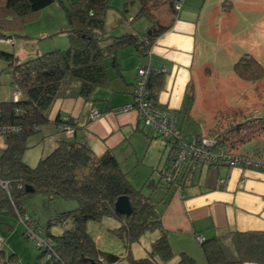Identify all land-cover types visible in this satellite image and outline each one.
Returning <instances> with one entry per match:
<instances>
[{
  "label": "trees",
  "instance_id": "trees-1",
  "mask_svg": "<svg viewBox=\"0 0 264 264\" xmlns=\"http://www.w3.org/2000/svg\"><path fill=\"white\" fill-rule=\"evenodd\" d=\"M54 1L5 0L0 5V40L8 38L1 31L3 24L10 26L30 19ZM122 1L124 10L129 4H136V16H145L151 22L145 34L141 35L146 37L145 41L137 44L140 35L130 33L119 37L106 35L105 14L109 0H72L69 5H63L67 21V27L63 30L67 32L70 41L67 49L46 52L23 62L18 61L13 52L0 50V58L7 61V68L12 74L11 87L15 83L22 94L18 101L10 97L0 101V126L19 127L18 131L2 136L0 180L6 181L7 187L0 185V212L6 210L16 216L17 213L25 215L24 197L38 190L77 201L74 209L57 213L49 222L54 224L53 221L66 219L68 226L62 233L53 235L48 230L43 231V234L53 238L57 254L55 258H46L44 264H112L121 259L120 255L99 249L87 231L88 222H99L105 217H113L118 221V226L109 231L122 240L127 249L147 230L157 229L161 233L151 243L147 257L133 258L127 252L126 264H156V258L168 262L175 255L162 228L157 203L131 185L110 151L96 156L84 143L61 139L34 166L23 160V153L28 147L26 140L49 122L48 112L56 99H88L95 87L107 81L104 58L111 57L114 61V54L128 44L148 50L159 34L170 27L171 22L161 24L153 20L152 9L166 4L172 15L177 11L174 7L176 0ZM233 71L245 81L256 82L264 78V66L248 53L234 63ZM162 83L161 73H151L147 88L149 98L154 103H157L155 97ZM225 110L231 113L229 116L241 114L237 108L229 107ZM63 122L73 124L68 119L56 120L57 125ZM256 122L259 126L256 129L264 131L262 117L236 123V127L228 128L223 133L209 132L216 136L219 146L235 152L232 151L235 144L229 146L230 139L237 145L250 142V137L242 136L241 132H252ZM252 136L251 142L254 140ZM238 154L264 158V146L251 148V154ZM185 168L184 164L172 184L181 179L180 172ZM27 185L32 186L34 191L27 192ZM121 195H127L131 201L133 209L129 215L120 214L114 209V202ZM199 244L206 264H241L243 261L264 264V231L234 230L207 238ZM178 254L179 260L174 264H196L195 259L187 253L182 251ZM43 255L44 252L40 250V256Z\"/></svg>",
  "mask_w": 264,
  "mask_h": 264
},
{
  "label": "crops",
  "instance_id": "crops-1",
  "mask_svg": "<svg viewBox=\"0 0 264 264\" xmlns=\"http://www.w3.org/2000/svg\"><path fill=\"white\" fill-rule=\"evenodd\" d=\"M246 3H251V0H182L181 6L173 15L167 7L168 22H171V25L159 34L148 50H141L134 44L120 48L114 54V61L111 57H106L109 58L107 66L103 60L107 81L95 87L88 99L61 98L53 102L48 112L49 122L42 125L38 131L43 139L47 138L46 142L42 140L43 145L46 143L47 146L42 152L47 150L49 153L58 140H74L86 144L96 156L110 151L122 168L120 153L124 156L130 152L128 149L136 150L140 144L151 145L150 142L159 138V135L153 128L146 127L135 111L113 112L114 108L132 102L133 86L140 67L151 68L153 75L162 74L163 83L156 93L155 100L158 105L176 111L177 127L183 136L185 117L190 119L203 114L205 98L204 94H199L201 91L198 88L200 85L198 71L204 65H200L197 54L201 22L212 21L218 15L223 18L226 13L231 12L234 5ZM134 19L133 15L129 14L128 21L133 23ZM134 24L137 29L132 30L130 34L141 36L148 30L142 32V22ZM136 43L138 44V41ZM192 100L194 104H191ZM91 108L99 112L96 118L89 117ZM57 119L74 122V132L71 136L59 131ZM198 126V129H191V137L188 140L193 135H203L210 131V127L206 129L202 121ZM162 147L166 157L161 166L171 158V147L168 150L167 146ZM145 158L143 155L142 161ZM185 165L187 169L181 170V179L177 183L161 184L162 193L157 200L162 228L171 247L175 248L174 246L178 245L176 252H188L184 248H188L186 245L193 243L192 241H198L197 236L205 240L234 230L264 231V170L241 165L210 167L191 162ZM0 213L11 214L6 210ZM25 213L41 226L28 211L25 210ZM102 221L104 218L99 223ZM91 223L98 224L88 222V232ZM0 224L10 232L5 236L0 231L4 238L0 248V264H6V260L19 264L21 261L19 251L14 246L16 242L26 239L23 231L20 235L17 228L11 232L13 228L6 221L0 220ZM118 224L116 220L113 227H95L96 235L89 232L99 249L105 250L104 246L107 245L115 246L117 249L125 247L122 240L117 237V244L114 243L115 240L106 238V235L113 236L109 230ZM45 230L52 234L48 227L43 229ZM158 233L161 234L159 230ZM34 252L31 256L36 264H44L45 260L41 261L40 253ZM122 254L125 257L127 255L120 253V256ZM120 261L119 264H126L120 259L112 264H118Z\"/></svg>",
  "mask_w": 264,
  "mask_h": 264
},
{
  "label": "rangeland",
  "instance_id": "rangeland-1",
  "mask_svg": "<svg viewBox=\"0 0 264 264\" xmlns=\"http://www.w3.org/2000/svg\"><path fill=\"white\" fill-rule=\"evenodd\" d=\"M4 1L0 0V5H3ZM71 1L55 0L30 19L16 24L12 23L10 26L5 25L6 23L3 24L1 31L12 42L0 41V50L13 52L18 57V61L23 62L46 52L67 49L70 46V41L67 32L63 30L67 27L63 5H69ZM136 12V4H129L124 10L122 0H109V7L105 14L106 35L119 37L126 32L131 33L132 30L137 29L134 22L136 24L142 22L141 29L142 32H145L150 27L151 22L145 16H136ZM152 12L153 20L157 19L161 24L168 23L169 13L166 4L152 9ZM129 14L135 18L133 23L128 21ZM198 37L200 40L197 51L198 59L200 65H204L198 71V80L200 81L198 88L201 91L199 94H204L205 99L202 106L203 114L200 117H189L190 119L185 117L186 122L183 125L184 133L182 136L185 141L191 137V129H198V124H201V121L206 129L210 127L212 133H223L228 128L234 127L236 123L264 117V78L256 82L245 81L237 77L233 71L234 63L245 53L251 54L264 66V0H251V3L234 5L231 12L226 13L223 18L218 15L212 21L203 20ZM108 63L109 58H105L104 65L107 66ZM11 79L12 74L7 68V61L0 58V100H8L11 91ZM192 103L194 104L193 100ZM229 107L237 108L241 114L229 116L231 113L229 114L226 110L223 111ZM256 124L253 126L255 130L252 132H241L242 136L250 137V142L238 143L237 145L235 141L231 142L230 139L229 146L235 144V148L232 150L235 152L231 153L236 154L238 151L251 154V148L264 146V131H258L259 129H256L259 127L258 122ZM207 133L210 134V132ZM41 135L40 132H36L26 140L28 147L23 153V160L31 166L37 163L39 157L48 153L47 150L42 152L45 147L47 148L46 143L43 145L42 140L45 141L47 138L43 139ZM251 135L254 139L252 142ZM150 143L149 146L140 144L136 150L128 149L130 152L127 155L123 156L120 153L122 157L119 159H121V169L131 185L143 194L149 195L151 200L157 203L162 193L160 187L163 186L159 182L156 168L161 167L166 155L163 154V147L159 138ZM2 144L3 137L0 136V152ZM169 147L170 145H167V150ZM146 149H148L147 153ZM143 155L146 157L144 161H142ZM23 205L25 210L42 226V229L48 227L53 235H59L64 228L49 223L51 218L64 210L74 209L77 206V201L49 195L38 190L24 197ZM0 220L6 221L12 226L11 232L17 228V232L22 235V223L16 215L0 213ZM96 223L102 224V226L91 223L88 227L89 232L93 235L95 234V227H113L116 220L113 217H105L104 221ZM0 231L5 236L10 233L1 224ZM159 236L157 229L147 230L142 233L137 241L132 242L128 249L124 246L117 249L115 246L108 245L104 246V249L117 255L129 251L134 258L147 257L151 243ZM106 238L115 240L114 243L117 244L116 237L106 235ZM192 242L186 245L188 248H184L188 251L185 253L193 257L196 264H206L198 241ZM177 246L171 247L175 253L171 260L162 262L156 258V264L176 263L179 260V254L175 250ZM14 247L19 251L21 260L19 264H32L33 262L36 264L31 255L34 251V253L39 254L40 250L28 239L16 242ZM40 259L43 262L46 257L43 255ZM120 260L127 263L124 254L121 255ZM7 261L5 262L7 263Z\"/></svg>",
  "mask_w": 264,
  "mask_h": 264
},
{
  "label": "built area",
  "instance_id": "built-area-1",
  "mask_svg": "<svg viewBox=\"0 0 264 264\" xmlns=\"http://www.w3.org/2000/svg\"><path fill=\"white\" fill-rule=\"evenodd\" d=\"M182 0H176L174 7L178 9L181 6ZM138 42H143L146 37L139 36ZM5 43L10 42L8 38L1 39ZM12 42V41H11ZM149 67H140L137 70V77L134 82L132 97L130 104L114 108L113 112L129 111L136 112L138 118L145 126L151 127L159 135L162 146L170 145L171 158L158 170L159 182L164 185H171L174 182V177L178 174L184 164L200 163L205 166L218 167L220 165H241L251 168L264 170V158L249 156L245 154H233L227 151L224 147L219 146L215 135L203 134L193 135L188 141L183 140L182 131L177 127V113L174 109L164 107L154 103L149 98V90L147 88L148 78L152 73ZM19 87L14 83L11 87L9 97L13 101H18L21 97ZM99 112L95 108L89 111L91 119L96 118ZM67 121V119H64ZM74 124V122H73ZM73 124L63 122L57 125L59 131H62L67 136H71L74 132ZM18 126H0V136L18 131ZM0 185L7 187V182L0 180ZM19 221L22 223L23 233L25 237L38 249L44 252L46 258L57 257L54 249V240L51 236L43 234V229L40 228L34 221H30L28 215H20L17 213ZM55 225L66 228L68 222L66 219L53 221ZM197 240L201 242L203 238L197 236ZM3 243V238L0 235V248ZM6 264H12L7 261ZM241 264H259L254 261H243Z\"/></svg>",
  "mask_w": 264,
  "mask_h": 264
},
{
  "label": "water",
  "instance_id": "water-1",
  "mask_svg": "<svg viewBox=\"0 0 264 264\" xmlns=\"http://www.w3.org/2000/svg\"><path fill=\"white\" fill-rule=\"evenodd\" d=\"M27 192H33L34 188L30 185L25 186ZM114 209L120 214L129 215L132 212L133 206L127 195L118 196L114 202Z\"/></svg>",
  "mask_w": 264,
  "mask_h": 264
}]
</instances>
